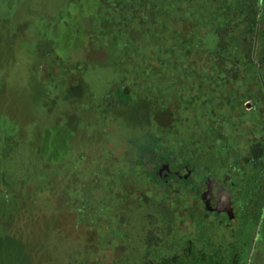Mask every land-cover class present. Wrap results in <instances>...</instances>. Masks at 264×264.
Listing matches in <instances>:
<instances>
[{"label":"rangeland","instance_id":"374dc122","mask_svg":"<svg viewBox=\"0 0 264 264\" xmlns=\"http://www.w3.org/2000/svg\"><path fill=\"white\" fill-rule=\"evenodd\" d=\"M150 132L195 179L247 180L239 214L259 200L264 0H0V264H140L156 199L199 239L191 187L127 167Z\"/></svg>","mask_w":264,"mask_h":264},{"label":"flooded vegetation","instance_id":"af4514ba","mask_svg":"<svg viewBox=\"0 0 264 264\" xmlns=\"http://www.w3.org/2000/svg\"><path fill=\"white\" fill-rule=\"evenodd\" d=\"M126 92L120 86L115 89L120 101L124 98L121 95ZM145 134L149 136L150 143L141 148L142 150L138 149L136 154L128 155L127 167L129 170L139 168L145 171V180L151 185L171 186L178 183L191 187L195 210L201 222V237L193 239L179 230L181 234L178 237L182 239L170 242V237L178 230L175 229L168 202L162 203L158 199L153 202L155 198H152L151 204L157 207L167 206V209L157 208L144 215L148 224L142 226L146 234L143 238L145 250L140 264H264V194L253 205L255 208L247 206L246 198L243 201L244 208L239 214L238 195L245 190L243 184L248 183L247 180L239 182L232 177L227 181L210 174L199 176V180L195 179L196 169L193 166L186 162L178 165L180 162L175 160L172 149L161 144L153 133ZM259 141L264 143V137L254 140L252 145ZM251 162L253 163L252 160ZM255 166L264 169V159ZM261 179L264 176L253 180ZM223 201L232 207V216L227 210L218 209L225 204ZM209 217L219 219L223 224L218 225L219 232L213 235L205 232V226H209L205 221ZM166 219L167 224L159 223Z\"/></svg>","mask_w":264,"mask_h":264},{"label":"trees","instance_id":"16d2710c","mask_svg":"<svg viewBox=\"0 0 264 264\" xmlns=\"http://www.w3.org/2000/svg\"><path fill=\"white\" fill-rule=\"evenodd\" d=\"M236 25L226 23L223 25H220L216 32L220 37L221 40V51L225 54L228 53L229 48H231L232 44L229 41V36L231 33L235 30ZM130 92H126L125 94L121 95L124 98L126 96H129ZM251 160L255 165H258L260 161L264 159V143L262 141H259L257 143H254L251 147Z\"/></svg>","mask_w":264,"mask_h":264},{"label":"water","instance_id":"95a60500","mask_svg":"<svg viewBox=\"0 0 264 264\" xmlns=\"http://www.w3.org/2000/svg\"><path fill=\"white\" fill-rule=\"evenodd\" d=\"M223 203H225L224 201H223ZM219 210H227L229 213H230V215L232 216V207H230L229 205H228V203L226 204H223L222 206H220L219 208H218Z\"/></svg>","mask_w":264,"mask_h":264}]
</instances>
